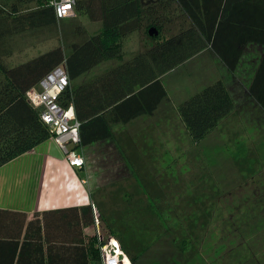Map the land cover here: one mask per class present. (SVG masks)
Wrapping results in <instances>:
<instances>
[{
    "label": "trees",
    "instance_id": "16d2710c",
    "mask_svg": "<svg viewBox=\"0 0 264 264\" xmlns=\"http://www.w3.org/2000/svg\"><path fill=\"white\" fill-rule=\"evenodd\" d=\"M75 13L100 22L101 27L91 34L81 26H65L79 39L59 37L53 47L8 64L5 58L14 53L13 35L45 30L56 35L62 19H56L44 0H0V166L50 137L25 93L57 65L64 66L69 78L60 103L73 106L80 123L75 146H82L112 136L111 127L119 121L152 113L167 95L159 77L200 51L212 50L233 71L248 42L264 44V0H154L146 4L142 0H75ZM134 32H141L143 46L137 52H125L124 41ZM111 60L118 65L109 73L78 80ZM259 79H264V58L255 76V81ZM232 107L223 81L216 79L181 100L177 111L190 138L199 142ZM138 188L130 187L126 198L116 183L99 188L92 196L101 229L118 239L133 264H142L141 257L154 236L173 229L172 219L164 216L168 204L152 201L147 192L139 195ZM92 204L82 207L83 213L90 212L89 223L95 221ZM189 207L198 209L197 204ZM205 217L201 210L196 220L183 222L193 233L207 222ZM87 248L90 258L100 264L96 236Z\"/></svg>",
    "mask_w": 264,
    "mask_h": 264
},
{
    "label": "crops",
    "instance_id": "0c3cea01",
    "mask_svg": "<svg viewBox=\"0 0 264 264\" xmlns=\"http://www.w3.org/2000/svg\"><path fill=\"white\" fill-rule=\"evenodd\" d=\"M202 53V58L210 66L216 64L220 72L196 78V84L189 90L184 88L182 96L177 94L176 99L163 82V77L172 70L161 75L159 79L167 95L152 113L119 121L111 127L112 136L74 147L84 158L83 166L69 165L64 151L52 137L0 166V264H82V261L96 264L87 246L96 236L97 228L95 221L88 222L90 212L83 213L82 207L92 204V196L99 188L120 183L123 197L128 198L129 188L138 185L139 195L147 192L154 202H171L178 193V179L172 177L170 169L162 170L167 154L163 130L173 128L171 132H177L180 125L190 137L177 105L213 80L223 81L233 107L201 141L192 140L196 145L202 143V155L207 154L208 159H213L211 163L216 162L217 177L201 175L189 180L193 184L191 197L203 195L209 201H219L226 187L241 184L238 179L242 171L249 172V177L252 172L264 170V79L255 81L258 65L264 58V44L248 42L233 71L210 49L200 51L181 65ZM117 63L115 60L101 63L78 80L109 73ZM176 137L169 131L168 138ZM111 161L113 165L107 168L114 173H107L104 165ZM229 166L233 169L231 174ZM234 172L236 175L232 176ZM92 209L97 218L99 214L93 204Z\"/></svg>",
    "mask_w": 264,
    "mask_h": 264
},
{
    "label": "rangeland",
    "instance_id": "374dc122",
    "mask_svg": "<svg viewBox=\"0 0 264 264\" xmlns=\"http://www.w3.org/2000/svg\"><path fill=\"white\" fill-rule=\"evenodd\" d=\"M152 1L154 0H142V3ZM68 25L81 26L91 34L101 27L100 22L91 21L87 16L75 13V16L61 20L56 35L47 30L40 34L27 32L13 35L10 42L14 44V53L5 58V61L8 64L25 61L58 44L61 37H65L67 41L78 40L77 36L72 35L71 27L70 30H65V26ZM141 36V32H134L127 37L124 41V51L131 52L139 46L142 48ZM202 57L203 53L197 59H192L184 65L180 64L170 73L163 75V82L175 99L177 94L182 96L184 88L189 90V87L194 86L198 79L220 72L216 64L210 66L209 62ZM163 126L168 128L167 125ZM171 130L173 128L163 130V145L167 154L162 163V170L170 169L172 177L173 175L177 177L178 193L177 196L172 197L171 202L161 203L168 204L164 216L172 219L169 224L173 229L170 233L162 232L151 239L141 257V263L264 264V170L255 171L254 174L252 172L249 177V172L242 171L238 179L241 184L236 187H226V192L220 196L219 201H209L210 198L203 195L193 198L190 195L193 184L189 180L201 175V177L206 175L208 178L217 177V164L211 163L213 159H208L207 154L202 155L203 144H194L180 125L176 128L177 132H171ZM169 131L177 134V137L168 138ZM113 163L111 161L104 167L107 168ZM209 169L213 171L210 173ZM105 171L114 173L110 168ZM232 172L233 169L229 166L228 173ZM235 175L234 172L232 176ZM228 180H232V177ZM187 184H190V187ZM190 204L193 206L197 204L198 209L190 208ZM201 210L206 214L207 222L201 223L196 231L191 233L183 220L186 218L196 220Z\"/></svg>",
    "mask_w": 264,
    "mask_h": 264
},
{
    "label": "built area",
    "instance_id": "2783aa9c",
    "mask_svg": "<svg viewBox=\"0 0 264 264\" xmlns=\"http://www.w3.org/2000/svg\"><path fill=\"white\" fill-rule=\"evenodd\" d=\"M53 8L56 19L75 16V0H44ZM69 85L67 71L62 64L46 73L38 83L29 88L25 97L28 103L39 111L42 122L49 128L50 137L64 151L69 165L81 167L84 158L74 149L79 143V126L73 106H64L61 96ZM100 216L95 218L97 246L100 264H133L129 255L121 247L118 239L101 230Z\"/></svg>",
    "mask_w": 264,
    "mask_h": 264
}]
</instances>
